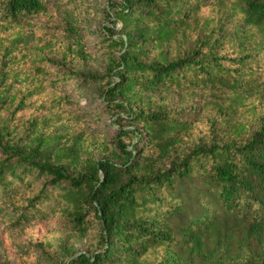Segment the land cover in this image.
I'll return each mask as SVG.
<instances>
[{
  "label": "trees",
  "instance_id": "1",
  "mask_svg": "<svg viewBox=\"0 0 264 264\" xmlns=\"http://www.w3.org/2000/svg\"><path fill=\"white\" fill-rule=\"evenodd\" d=\"M79 1L0 0V204L10 205L12 224L50 215L67 218L78 237L97 230L88 251L67 264H148V251L175 246L177 233L181 244L201 250L203 236L228 220L246 222L248 234H263L264 125L250 134L244 129L249 137L238 143L185 148L192 142V124L170 108L165 93L223 96L237 89L219 46L233 37L264 41V0H118L110 14L114 25L99 43L104 74L78 70L53 79L46 57L37 56L31 71L49 80L52 94L39 103L27 102L34 90L13 94L11 77L25 57L33 18L54 12L68 20L54 35L65 67L94 60L78 27ZM212 3L230 12L224 16L229 22L239 8L242 25L233 36L225 37L222 16L207 19L202 13ZM204 23L213 25L203 27L187 55L145 60L149 46L186 38ZM13 29L25 32L6 38ZM89 77L99 84L101 108L112 118L110 139L91 138L90 130L101 127L86 128L87 113H73L76 101L67 84ZM52 127L59 129L41 131ZM195 177L202 182L198 189L190 182ZM177 217L183 224L173 227ZM249 264H264V257Z\"/></svg>",
  "mask_w": 264,
  "mask_h": 264
},
{
  "label": "rangeland",
  "instance_id": "2",
  "mask_svg": "<svg viewBox=\"0 0 264 264\" xmlns=\"http://www.w3.org/2000/svg\"><path fill=\"white\" fill-rule=\"evenodd\" d=\"M115 5H118V0H80L76 4L78 27L86 39L89 52L94 54V60L80 64L70 62L66 67L61 61L59 42L54 39V35L62 33V29L68 26V20L54 12L33 18L26 30L25 57H19L17 71L11 77L12 93H18L19 97H22V93L34 90L36 94L27 99V102L36 100L38 103L52 94L49 80L31 71L34 68L32 59L37 56L46 57L44 66L52 73L53 79L64 72L78 70L93 77L104 74L107 70L106 56L100 52L99 43L103 34H108V28L114 25L110 14ZM202 13L207 19L222 16L226 21L224 16L230 12L218 11L212 3L207 4ZM236 13L238 17L231 22L230 19L227 20L225 37L233 36L236 28H241L239 8H236ZM211 25L213 24L204 23L202 28L188 31L186 38L178 36L176 41L149 46L145 60L160 59L163 56L174 60L187 55L190 47L202 38L203 27ZM20 30L25 32V29H13L5 32V37L9 38ZM118 30L119 26L116 24V31ZM252 30L257 33L256 29ZM219 50L225 57L222 64L229 70V82L237 80V89L229 90L223 96L199 92L188 95L178 92L165 93L170 108L176 111L180 118L190 119L192 124V142L185 148L238 143L249 137L245 130L250 134L264 125V41L255 37L247 40L244 37H233L229 42L222 40ZM1 81L0 75V83ZM67 87L76 101L74 115L79 117V113H87L85 118L88 121L83 126L101 127L100 130H90L91 138H112L115 128L111 124V116L101 108L98 97L99 84L89 77L87 80H76L74 84H67ZM145 94H152L156 99L162 98L160 92L147 91ZM29 124L30 122L27 126ZM238 126L242 128L237 129ZM56 129L59 128H43L41 131ZM25 131V128L21 129L19 135H23ZM190 182L196 189L202 185L198 177ZM184 186L190 189L189 183ZM9 207L10 205L0 204V213L5 211L0 215V264H67L70 258L88 251L97 233L96 230L86 237H78L70 231L67 218L50 215L39 216L15 227ZM201 211L199 208L194 210L195 213ZM181 224V217L175 218L171 223L173 227ZM181 236V233L176 234L175 246L149 250L145 256L148 264H249L260 262L264 257V233L248 234V224L239 220L223 221L218 230L205 234L201 250H193V246L181 244Z\"/></svg>",
  "mask_w": 264,
  "mask_h": 264
}]
</instances>
